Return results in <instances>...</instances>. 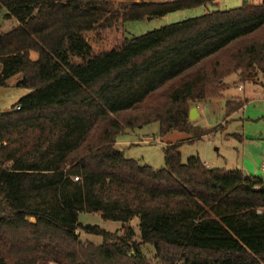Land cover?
Returning a JSON list of instances; mask_svg holds the SVG:
<instances>
[{
	"label": "trees",
	"instance_id": "trees-1",
	"mask_svg": "<svg viewBox=\"0 0 264 264\" xmlns=\"http://www.w3.org/2000/svg\"><path fill=\"white\" fill-rule=\"evenodd\" d=\"M215 5L0 0V87L20 75L14 86L31 90L0 112V264H150L144 245L155 264H264L263 178L184 162L183 142L164 147L159 169L116 145L155 122L162 136L195 132L192 104L220 98L232 75L264 88V0ZM200 7V16L127 35L126 22ZM3 21L15 24L3 30ZM80 213L137 217L140 240L132 227L115 235L83 224Z\"/></svg>",
	"mask_w": 264,
	"mask_h": 264
},
{
	"label": "rangeland",
	"instance_id": "rangeland-1",
	"mask_svg": "<svg viewBox=\"0 0 264 264\" xmlns=\"http://www.w3.org/2000/svg\"><path fill=\"white\" fill-rule=\"evenodd\" d=\"M244 1L245 0H216V5L209 8H211V10L231 9L242 6ZM252 1L259 2V0ZM84 3H101L103 6L115 8L119 7L120 3L128 4L131 2H119L117 0H84ZM205 12V7L176 11L155 19L126 22L125 29L127 35L130 37L140 36L162 26L200 16ZM13 23L15 24V21H3L2 29H10L13 27ZM32 57L36 58L37 53H32ZM20 78V75H17L9 81L8 87H0V112H9L16 109L19 101L31 92L29 89L14 86ZM236 78V75H232L226 79V82L231 84ZM239 83L240 82L237 81V84ZM230 88L231 89L228 90L229 93L235 95L240 92L238 85L230 86ZM263 98L257 97L259 101L252 104L249 109L251 114L255 107L264 105V103L260 102ZM194 106L195 105L192 104V107ZM262 114H264V110ZM202 120V125L208 124L209 126L211 124L215 125L220 121L219 119H216L215 114L212 112L211 114H207V116L203 115ZM191 122L193 123L194 120ZM242 122L243 121L240 122L238 119L230 121L224 130H219L210 138H204L201 140L196 139L194 142H190V139L194 137L196 130L189 134L172 132L166 136H162L160 134V126L155 122L142 128L129 130L126 133L119 135L117 138V147L124 151L126 158H132L138 160L142 164H148L159 169L165 166L164 147L169 143H176L183 140L184 142L181 146V152L184 162H186L188 158L194 156L199 157L200 159L202 158L203 160L212 159L213 161L211 164H213L214 168L237 169L235 164L237 161L241 162V152L243 149L241 141H239L240 138L237 135H248L255 138H261V136L264 135V118L253 117V120L247 122L244 127H242V124H244ZM256 177L264 179V172L258 173ZM30 220L34 222L35 218H30ZM79 220L83 224L98 225L115 235H123L127 227H132L136 232V239L138 241L140 240L139 219L137 217L127 224H122L121 222L105 220L100 213H80ZM77 233L81 232L77 231ZM80 237L84 242H93L96 245L102 243V237L98 235L81 233ZM142 248V253L147 261L150 264H155L157 261L154 257L155 251L153 247L144 245ZM50 264L55 263L51 262Z\"/></svg>",
	"mask_w": 264,
	"mask_h": 264
},
{
	"label": "crops",
	"instance_id": "crops-1",
	"mask_svg": "<svg viewBox=\"0 0 264 264\" xmlns=\"http://www.w3.org/2000/svg\"><path fill=\"white\" fill-rule=\"evenodd\" d=\"M119 2H140V1H148V2H166V1H174V0H117ZM260 1V0H259ZM236 79L233 80L231 84H228V88L222 93V96L217 99H211L207 101H202L196 104L194 107L198 109V117L191 122V125L196 130H206L208 131L207 134L199 136V137H192L190 142H194L196 139H204L212 137L216 132L219 130H224L230 121L233 120H240L243 121L242 124L244 127L245 124L249 121L253 120V117L256 118H264L263 110L264 105H260L259 107H255L250 113L249 109L252 104L259 101L257 97H264V88L260 84H253V83H243L240 82V78L236 75ZM237 81L240 83L237 84ZM248 84V85H246ZM238 85L239 95L229 93L230 86ZM228 93V94H226ZM260 102L264 103V98L260 100ZM193 108V107H192ZM215 114L216 119H219L217 124H208L202 125V118L203 115L207 114ZM239 116V117H238ZM237 135V134H234ZM262 135V134H261ZM240 139L242 144V152H241V162L237 161L235 167L237 169H241L245 174L249 176H256L258 173H263L264 170L262 169V161L264 156V135L261 138H255L248 135H237ZM180 142H184L183 140ZM175 143V142H174ZM118 145V142H116ZM218 150V149H217ZM240 156V155H239ZM240 159V158H239ZM238 159V160H239ZM201 160L208 168H214L212 163V159L210 160ZM223 169V168H219ZM226 169V168H224ZM232 170V169H230Z\"/></svg>",
	"mask_w": 264,
	"mask_h": 264
},
{
	"label": "water",
	"instance_id": "water-1",
	"mask_svg": "<svg viewBox=\"0 0 264 264\" xmlns=\"http://www.w3.org/2000/svg\"><path fill=\"white\" fill-rule=\"evenodd\" d=\"M198 114L199 113L197 107L191 108L189 115L190 120H195L198 117ZM4 210L5 208H4L3 200L0 198V219L4 217Z\"/></svg>",
	"mask_w": 264,
	"mask_h": 264
},
{
	"label": "built area",
	"instance_id": "built-area-1",
	"mask_svg": "<svg viewBox=\"0 0 264 264\" xmlns=\"http://www.w3.org/2000/svg\"><path fill=\"white\" fill-rule=\"evenodd\" d=\"M0 26H1V20H0ZM262 169L264 170V156H263V161H262ZM78 177H75V180H78Z\"/></svg>",
	"mask_w": 264,
	"mask_h": 264
}]
</instances>
